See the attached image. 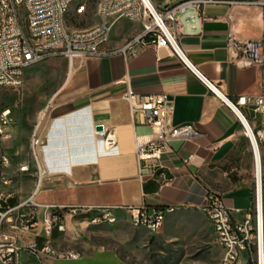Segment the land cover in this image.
Returning <instances> with one entry per match:
<instances>
[{
	"label": "crops",
	"instance_id": "0c3cea01",
	"mask_svg": "<svg viewBox=\"0 0 264 264\" xmlns=\"http://www.w3.org/2000/svg\"><path fill=\"white\" fill-rule=\"evenodd\" d=\"M100 1L76 2L66 16V27L73 31L98 24L101 21L98 14ZM180 1L183 0H153L161 8ZM80 7H85L82 13L78 12ZM138 29L136 24L121 21L114 28L108 47H122ZM231 29L243 38H261L264 35L262 10L242 4H211L198 18H183L178 26L180 45L193 65L219 88L222 95L236 101L241 95L252 96L260 92L264 66L239 68L231 62L227 50ZM129 90L139 95L167 94L174 106L173 124L192 125L203 136L188 141L176 140L172 143V151L161 160H147L140 165L136 155L137 139L149 141L152 130L144 124L140 112L134 111L125 99ZM50 100L52 108L43 130V164L49 175L42 181L40 203L147 206L168 211L167 219L178 213H197L207 218L202 206L207 194L214 192L223 197L235 222H242L244 214L253 210L256 159L242 123L231 108L211 93L169 50L156 52L150 47L136 58L117 54L76 60L44 108ZM242 110L254 130H264L261 116H257L251 106ZM99 126L104 127L105 137L114 136L113 149L108 150L105 137H97ZM2 148V156L11 159L8 175L15 182L16 194L8 203L17 206L27 200L37 186L30 141L28 152L22 151L20 157L15 154L11 136L3 138ZM189 156H193V160L187 166L184 160ZM260 157L264 178V140ZM27 164L31 171L20 172ZM161 170L167 175V185L159 180ZM0 191L10 193L12 190L0 186ZM30 211L29 207L22 209L26 215ZM129 215L131 212L119 209L115 224L89 226L90 215L74 218L66 214L67 232L55 228L51 236H46V213L40 210L38 226L18 232V243L22 247L35 243L39 249L51 243L58 252H78L82 257L77 261H63L46 255L49 264L76 263L85 259L88 248L98 246L94 243L97 236L112 239L128 226L133 227ZM1 232L12 233V230L4 225ZM21 264L39 262L33 254L24 251Z\"/></svg>",
	"mask_w": 264,
	"mask_h": 264
},
{
	"label": "built area",
	"instance_id": "2783aa9c",
	"mask_svg": "<svg viewBox=\"0 0 264 264\" xmlns=\"http://www.w3.org/2000/svg\"><path fill=\"white\" fill-rule=\"evenodd\" d=\"M79 0H0V88H10L17 92L23 88L27 70L38 64L64 58L68 61L70 71L76 60L97 59L111 55H123L136 58L143 50L153 48L169 50L183 65L193 72L213 93L220 98L238 117L247 137L253 146L257 167L255 204L253 210L244 214L242 222H235L223 197L209 192L202 206L213 227L217 241L222 249L219 264H264V211H263V175L260 147L264 140V130H254L243 113L242 108L251 106L257 116H261L264 126V74L260 83V92L256 95H241L236 101L226 98L219 88L205 78L193 65L179 42L178 26L183 18H198L206 6L211 4H231L256 7L262 10L264 19V0H185L176 4L157 7L153 0H101L98 14L101 21L88 29L69 30L65 19L71 7ZM85 7L78 9L79 13ZM121 21H129L139 26L137 33L129 37L118 49L109 48L114 28ZM227 50L231 62L239 68L264 66V35L259 39L243 38L234 29L227 37ZM134 111L140 112L145 125L152 130L149 141L137 139L136 155L139 164L147 160H161L172 151V143L176 140H194L203 135L192 125L176 126L172 122L174 106L167 94L139 95L129 90L125 95ZM52 108V100L41 111L30 140V155L36 167L37 186L34 192L21 204L10 206L9 199L15 196V182L8 175L11 159L3 155L0 161V186L11 188L10 193L0 191V264H21L24 251L33 254L39 264H49L46 255L63 261H77L82 255L74 251L58 252L51 243L43 249L37 244L22 247L18 243V232L30 231L38 226L40 210L46 213V236H51L57 228L67 232L64 216L69 214L76 218L90 215L89 226L115 224L118 220L117 210L131 212L129 221L136 229H145L150 234H158L166 223L168 211L153 210L147 206H87L67 204H43L38 201L42 181L49 175L43 164L45 149L44 124ZM4 118L8 114L4 113ZM5 124L0 125V134ZM98 138H104L103 131H97ZM108 150L114 148L116 141L113 135L104 139ZM193 156L184 160L189 165ZM262 198L258 194L259 177ZM30 165H24L20 172L29 173ZM159 180L163 185L169 183L164 170L159 172ZM142 178V177H141ZM30 208L29 214L22 209ZM8 226L12 233H2V226Z\"/></svg>",
	"mask_w": 264,
	"mask_h": 264
},
{
	"label": "rangeland",
	"instance_id": "374dc122",
	"mask_svg": "<svg viewBox=\"0 0 264 264\" xmlns=\"http://www.w3.org/2000/svg\"><path fill=\"white\" fill-rule=\"evenodd\" d=\"M68 66L65 59L47 61L27 70L20 92L0 88V125L5 119L4 132L14 140L16 156L28 152L40 113L62 85ZM2 140L0 134V159ZM97 238L94 243L98 246L88 248L85 259L72 264H219L222 258L212 225L197 213L170 217L158 234L128 226L116 238Z\"/></svg>",
	"mask_w": 264,
	"mask_h": 264
},
{
	"label": "bare ground",
	"instance_id": "6f19581e",
	"mask_svg": "<svg viewBox=\"0 0 264 264\" xmlns=\"http://www.w3.org/2000/svg\"><path fill=\"white\" fill-rule=\"evenodd\" d=\"M6 114H10V112H6ZM260 170V165H259V169H258V177H259V188H258V194H259V198H260V203H261V198H262V187H261V183H260V176H261V170Z\"/></svg>",
	"mask_w": 264,
	"mask_h": 264
},
{
	"label": "water",
	"instance_id": "95a60500",
	"mask_svg": "<svg viewBox=\"0 0 264 264\" xmlns=\"http://www.w3.org/2000/svg\"><path fill=\"white\" fill-rule=\"evenodd\" d=\"M97 130H98V131H103V126H99V127L97 128Z\"/></svg>",
	"mask_w": 264,
	"mask_h": 264
},
{
	"label": "trees",
	"instance_id": "16d2710c",
	"mask_svg": "<svg viewBox=\"0 0 264 264\" xmlns=\"http://www.w3.org/2000/svg\"><path fill=\"white\" fill-rule=\"evenodd\" d=\"M263 195H264V178H263ZM264 197V196H263Z\"/></svg>",
	"mask_w": 264,
	"mask_h": 264
}]
</instances>
